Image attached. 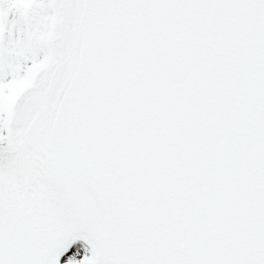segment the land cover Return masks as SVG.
<instances>
[{
	"label": "snow or ice",
	"instance_id": "6c2138e0",
	"mask_svg": "<svg viewBox=\"0 0 264 264\" xmlns=\"http://www.w3.org/2000/svg\"><path fill=\"white\" fill-rule=\"evenodd\" d=\"M0 264H264V0H0Z\"/></svg>",
	"mask_w": 264,
	"mask_h": 264
}]
</instances>
